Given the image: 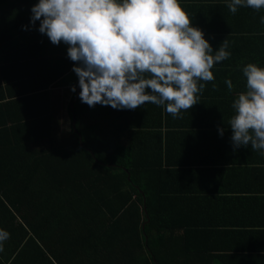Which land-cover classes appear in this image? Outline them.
Here are the masks:
<instances>
[{
	"label": "trees",
	"instance_id": "1",
	"mask_svg": "<svg viewBox=\"0 0 264 264\" xmlns=\"http://www.w3.org/2000/svg\"><path fill=\"white\" fill-rule=\"evenodd\" d=\"M37 2L0 0V229L11 234L0 264H173L157 253L169 238L157 219L159 205L179 196L180 177L162 170L167 149L151 155L140 145L147 130L136 123L160 114L81 103L67 46L21 32ZM189 139L169 150L183 155ZM221 143L207 147L222 151ZM240 172L222 171L220 181ZM201 174L192 167L187 178Z\"/></svg>",
	"mask_w": 264,
	"mask_h": 264
},
{
	"label": "clouds",
	"instance_id": "2",
	"mask_svg": "<svg viewBox=\"0 0 264 264\" xmlns=\"http://www.w3.org/2000/svg\"><path fill=\"white\" fill-rule=\"evenodd\" d=\"M241 7L260 11L264 0L227 3L233 15ZM30 12L31 27L23 25L21 32L36 30L53 46H67L79 99L89 108L135 110L151 103L183 118L215 81L214 66L231 57L227 39L213 52L180 0H38ZM242 72L246 90L231 105L232 147L264 154V68L249 63ZM225 84L231 92L232 81ZM70 90L75 93L76 85ZM218 133L223 137L224 128ZM10 238L0 229V252Z\"/></svg>",
	"mask_w": 264,
	"mask_h": 264
},
{
	"label": "crops",
	"instance_id": "3",
	"mask_svg": "<svg viewBox=\"0 0 264 264\" xmlns=\"http://www.w3.org/2000/svg\"><path fill=\"white\" fill-rule=\"evenodd\" d=\"M180 2L190 14L192 26L204 32L213 52L227 39L231 57L214 66L215 81L206 84L203 93L198 94L199 104L183 111V118L173 119L162 107L151 103L136 110L138 115L146 113V108L147 113L160 114V117L148 115L137 119L138 130L143 131L144 125L147 130L140 136V145L149 148L151 155L156 154L159 146L164 151L167 149L168 158L163 157L162 170L180 177L179 196L158 207L157 220L161 219L164 229L168 228L162 233L169 238L164 240V247H156V250L158 255L170 257L173 264L185 259L186 264H226L230 257L238 258L230 260L232 264H264V154L253 151L250 146L234 151L229 127L234 115L231 105L238 94L246 90L243 67L252 63L264 68V59L258 57L259 52L264 51V25L260 23L264 8L255 11L241 7L233 15L227 8L231 0ZM226 79L234 85L231 92ZM213 83L217 85L216 90ZM218 128H224L223 137ZM192 129L203 133H191ZM184 134L193 139L185 140L187 147L183 155H177L169 146L174 140L180 143ZM218 138L224 150L211 153L207 146ZM190 142L199 148L194 154L188 148ZM169 159L171 165L166 167L164 164ZM214 159L222 161L220 166L209 167ZM192 167L203 172L198 179L187 178ZM233 168L241 170L239 177L220 181V176L226 174L222 171ZM212 173L219 177L215 180ZM184 196L188 200H184ZM240 256L245 261H240Z\"/></svg>",
	"mask_w": 264,
	"mask_h": 264
},
{
	"label": "rangeland",
	"instance_id": "4",
	"mask_svg": "<svg viewBox=\"0 0 264 264\" xmlns=\"http://www.w3.org/2000/svg\"><path fill=\"white\" fill-rule=\"evenodd\" d=\"M65 124H67V123H65ZM64 127L66 128V127H69V126H68V125H66V126H64ZM66 129H68V130H69V128H66Z\"/></svg>",
	"mask_w": 264,
	"mask_h": 264
},
{
	"label": "water",
	"instance_id": "5",
	"mask_svg": "<svg viewBox=\"0 0 264 264\" xmlns=\"http://www.w3.org/2000/svg\"><path fill=\"white\" fill-rule=\"evenodd\" d=\"M77 97H78V95H77Z\"/></svg>",
	"mask_w": 264,
	"mask_h": 264
}]
</instances>
